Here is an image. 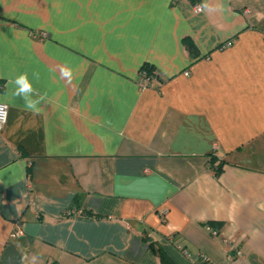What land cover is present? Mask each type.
Masks as SVG:
<instances>
[{
  "label": "crops",
  "instance_id": "obj_1",
  "mask_svg": "<svg viewBox=\"0 0 264 264\" xmlns=\"http://www.w3.org/2000/svg\"><path fill=\"white\" fill-rule=\"evenodd\" d=\"M0 103V264H264V0H0Z\"/></svg>",
  "mask_w": 264,
  "mask_h": 264
},
{
  "label": "clouds",
  "instance_id": "obj_2",
  "mask_svg": "<svg viewBox=\"0 0 264 264\" xmlns=\"http://www.w3.org/2000/svg\"><path fill=\"white\" fill-rule=\"evenodd\" d=\"M60 75L65 78L68 83H71L73 78V72L67 65L60 67ZM16 85L15 95L22 97L25 100L26 109L28 111L34 112L35 114H40L41 109L38 107L39 102L43 99L42 96L34 99L33 96L36 95V89H34L32 82L28 78L27 73H22L18 75L14 81ZM38 257L33 256L31 264H36Z\"/></svg>",
  "mask_w": 264,
  "mask_h": 264
},
{
  "label": "built area",
  "instance_id": "obj_3",
  "mask_svg": "<svg viewBox=\"0 0 264 264\" xmlns=\"http://www.w3.org/2000/svg\"><path fill=\"white\" fill-rule=\"evenodd\" d=\"M197 10L199 9V6H195ZM187 74V72H185ZM154 80L155 77L147 75V73L143 70L140 69L137 74V79H136V84L139 89H146V88H151L154 85ZM7 112H8V107L4 103H0V130L4 126L6 120H7ZM22 226L23 224L20 223L19 221L15 222L14 229L12 232L13 237H19L22 234ZM211 234L216 235L217 232L216 230L208 228Z\"/></svg>",
  "mask_w": 264,
  "mask_h": 264
},
{
  "label": "trees",
  "instance_id": "obj_4",
  "mask_svg": "<svg viewBox=\"0 0 264 264\" xmlns=\"http://www.w3.org/2000/svg\"><path fill=\"white\" fill-rule=\"evenodd\" d=\"M189 2L193 5V6H200V0H189ZM190 48V47H189ZM141 69H143L147 75L149 76H154V71H153V68L149 65V64H144ZM221 165L222 163L219 162L218 164L214 165L212 164V167L214 168L215 170V175H218L221 171ZM87 216H93L92 214H89L87 213ZM157 254L159 255L160 257V260L163 262V264H171L170 261L168 260L167 256H165L164 252L160 249H157L156 250Z\"/></svg>",
  "mask_w": 264,
  "mask_h": 264
}]
</instances>
